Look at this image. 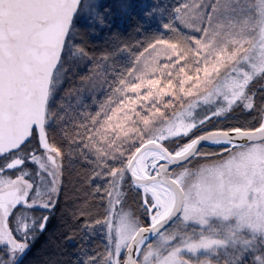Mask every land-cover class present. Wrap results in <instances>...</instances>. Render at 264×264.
Instances as JSON below:
<instances>
[{
	"label": "snow or ice",
	"instance_id": "obj_1",
	"mask_svg": "<svg viewBox=\"0 0 264 264\" xmlns=\"http://www.w3.org/2000/svg\"><path fill=\"white\" fill-rule=\"evenodd\" d=\"M0 264H264V0H0Z\"/></svg>",
	"mask_w": 264,
	"mask_h": 264
},
{
	"label": "rangeland",
	"instance_id": "obj_2",
	"mask_svg": "<svg viewBox=\"0 0 264 264\" xmlns=\"http://www.w3.org/2000/svg\"><path fill=\"white\" fill-rule=\"evenodd\" d=\"M137 2H144V0H137Z\"/></svg>",
	"mask_w": 264,
	"mask_h": 264
}]
</instances>
